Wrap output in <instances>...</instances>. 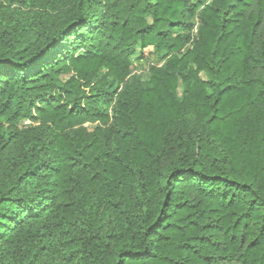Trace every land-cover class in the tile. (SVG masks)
Instances as JSON below:
<instances>
[{
	"label": "trees",
	"instance_id": "16d2710c",
	"mask_svg": "<svg viewBox=\"0 0 264 264\" xmlns=\"http://www.w3.org/2000/svg\"><path fill=\"white\" fill-rule=\"evenodd\" d=\"M0 264H264V0H0Z\"/></svg>",
	"mask_w": 264,
	"mask_h": 264
},
{
	"label": "rangeland",
	"instance_id": "374dc122",
	"mask_svg": "<svg viewBox=\"0 0 264 264\" xmlns=\"http://www.w3.org/2000/svg\"><path fill=\"white\" fill-rule=\"evenodd\" d=\"M150 62H152V61H150ZM149 65H150V63L146 62V61L136 63L135 64V70L147 72L149 70Z\"/></svg>",
	"mask_w": 264,
	"mask_h": 264
}]
</instances>
